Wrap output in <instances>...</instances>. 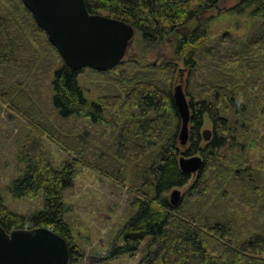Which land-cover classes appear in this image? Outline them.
I'll return each instance as SVG.
<instances>
[{"label":"trees","instance_id":"1","mask_svg":"<svg viewBox=\"0 0 264 264\" xmlns=\"http://www.w3.org/2000/svg\"><path fill=\"white\" fill-rule=\"evenodd\" d=\"M4 1L9 8L5 10L0 4V70L13 74L0 82V98L11 103L30 126L19 155L26 171L11 182L9 192L14 199L42 196L44 211L29 218L12 214L5 206L0 187V225L7 232L50 228L67 240L69 264H76L81 254L76 251L70 227L64 220L68 211L64 194L84 169H96L102 174L109 172L105 176L120 184H125L129 175L134 195L132 206L137 210L120 232V245L113 247L109 258L135 255L151 239L140 264H264V231L238 244V240L233 241L238 227L226 215L218 213L201 222L199 210L189 211L186 203L174 207L166 197L175 188L187 186L193 178L180 169L182 153L187 157L201 155L204 161V172L189 189L188 197L192 199L201 190L219 193L226 189L237 154L246 160V151L264 148V137L255 128L247 131L241 120L244 118L251 126L252 121L264 116V0L247 4L246 24L251 28L245 35L227 32L211 41L204 35L192 40L187 63L197 77L199 89L205 92L199 99L190 90L186 93L191 98V120L190 147L185 151L177 135L181 119L171 85L162 86L163 69L170 66L137 67L133 74L126 73L127 66L122 64L107 72L71 71L22 0ZM85 1L91 14L124 21L142 35L145 43L156 46L200 14L216 9L222 0ZM29 37L35 38L41 48L35 49ZM58 63L61 65L56 67ZM86 72L95 80L119 73L117 96L100 97L91 103L81 84ZM50 79L51 103L42 107L43 101L39 99L45 90L44 82ZM236 90L242 93H235ZM121 93L126 94L124 99ZM91 110L95 113L90 114ZM89 117L94 124L105 125L107 132L91 138L88 133L84 141L68 136L72 132L65 126L67 121H87ZM206 117L214 133L209 146L202 148L200 131ZM46 139L74 156L62 170L53 168L46 153ZM91 155L96 161L93 164L88 160ZM260 175L256 170L236 174L229 187L232 190L236 185V190L242 192L249 189L258 203H264L260 191H255L260 190L256 185ZM247 228L239 226L242 233Z\"/></svg>","mask_w":264,"mask_h":264},{"label":"rangeland","instance_id":"2","mask_svg":"<svg viewBox=\"0 0 264 264\" xmlns=\"http://www.w3.org/2000/svg\"><path fill=\"white\" fill-rule=\"evenodd\" d=\"M251 1L254 0H222L216 9L200 14L187 25L180 27L175 33L165 37L164 41L156 46L145 43L142 35L137 32L135 40L121 64L122 66H127L126 73L131 74L137 70V67L148 68L154 64L163 67L168 65L170 66L168 70L163 69L165 76L163 80L165 83L162 86L169 87L171 85L173 92L175 85L182 79L186 93L190 90L193 96L199 99L203 96L201 93L204 94L205 91L199 89L197 77L193 76L190 64L189 62L187 63L188 56L192 50V40L197 35H204L207 40L211 41L227 32L235 36L245 35L251 28V25L248 28L246 24V15L249 10L247 4ZM0 4L5 10L9 8V5L4 0H0ZM27 39L35 49L37 47L38 49L41 48L38 42L36 43L35 38L29 37ZM202 40L201 42H203ZM59 65L61 63H58L56 67ZM11 74L13 72L10 70H0V82L7 81ZM119 75L118 73L106 78L100 76L95 80L94 77H90L89 72L84 73L81 77V84L85 88L90 102L98 101L100 97H116V89L120 86L118 82L121 76ZM262 81L264 83V77H262ZM51 84V79L44 82L45 90L42 92L41 100L39 99V101H43V103L40 102L42 107L51 103ZM262 90L264 92V87ZM124 91L122 89V92ZM32 93L36 94V96L38 95L36 91ZM235 93L239 94L242 92L236 90ZM121 94L124 99L126 94ZM208 95L205 94V97ZM188 101H191L190 97H188ZM4 102L5 100L0 98L1 192L4 197L5 206L9 212L19 217L29 218L44 211L42 196L32 200L14 199L10 195L9 187L13 180L22 176L26 171L25 165L19 161V155L26 136L30 131V126L25 118L13 110L14 107H12L11 103L5 102L7 103L5 104ZM89 113L94 114L95 111L91 110ZM96 118L99 119L98 114H96ZM243 119L241 120L246 125L247 131L255 128L259 135L264 137V116H260L258 119L252 121L254 123L251 126H249L247 120ZM65 126L68 131L72 132L68 136L74 135L83 141L88 133L89 138H91V135L95 137L103 132H107L105 125L103 126L100 123L98 125L94 124L90 117L87 121L85 119L69 120L65 123ZM76 126H78L76 130L72 129V127ZM181 126L180 122L177 132L179 143L181 141ZM249 127L251 128L249 129ZM206 130H210L213 136L214 129L208 117L205 118L204 126L200 131L202 148L209 146L210 142L204 140L203 133ZM61 134L63 135L62 132ZM67 147L68 149H72L70 146ZM189 147L190 144L188 143L182 149L185 151ZM45 148L47 156L56 170H62L64 165L71 158H74L71 151H65L63 147L50 139H46ZM245 153H247L246 160L245 156L241 158L240 155L242 154H237L236 157H238L239 161L237 160L233 164L232 172L227 179L228 186H226V189L219 190V193L216 190H201V194L189 199V189L194 185L200 174L204 172V166L198 173L192 174L193 178L187 186L180 188L182 192L181 205L186 203L185 206H187L186 208L189 211L196 212L199 210V220L201 222L205 219L210 220L214 218L218 213L226 215L227 218L232 220L238 227L233 238V241L238 240V244L252 236V234L264 231V203H258V199H255L254 193L249 189L242 192L241 190H236V185H234L232 190L229 187L231 182L235 181L236 174H247L249 171L256 170L261 175L258 177V182L256 183L260 190L255 191H260L259 196L264 200V148L257 147ZM197 156L201 157V155ZM92 157L94 156H88V160L93 164L96 161L94 160L93 162ZM105 174H109V172H105ZM105 174L96 169H84L74 179L64 194V201L68 207L64 220L70 227L74 247L81 254L80 257H77L76 264H140L148 251L151 239H147L140 251L135 255H122L116 258L108 257L113 247L120 245V232L136 216L137 210L132 206L134 195L133 190H131L130 183H132V180L129 175L127 176L126 183L120 184L113 177H106ZM112 176L115 177V175ZM171 192L166 194L169 200ZM236 193L240 196L237 197ZM211 194H213L212 197ZM219 199L223 205L220 204ZM224 199L228 200V202L224 203L226 202H223ZM244 204H247L246 208ZM239 226L241 228L244 227V229L245 227L248 228L242 233L239 230ZM227 241L233 243L231 240Z\"/></svg>","mask_w":264,"mask_h":264},{"label":"water","instance_id":"3","mask_svg":"<svg viewBox=\"0 0 264 264\" xmlns=\"http://www.w3.org/2000/svg\"><path fill=\"white\" fill-rule=\"evenodd\" d=\"M38 27L60 54L71 71L91 69L112 71L126 57L136 29L116 18L91 14L85 0H22ZM173 100L181 119L180 144L189 142L191 110L182 79L173 91ZM211 141L212 132L203 133ZM183 173L196 174L204 165L200 156L179 158ZM182 203V192H171L170 204ZM70 246L50 228L19 229L7 232L0 225V264H69Z\"/></svg>","mask_w":264,"mask_h":264}]
</instances>
